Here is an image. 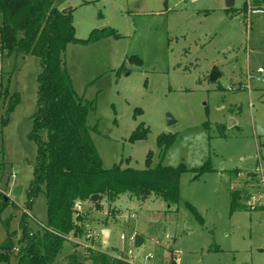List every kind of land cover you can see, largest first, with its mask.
<instances>
[{"label":"rangeland","instance_id":"rangeland-1","mask_svg":"<svg viewBox=\"0 0 264 264\" xmlns=\"http://www.w3.org/2000/svg\"><path fill=\"white\" fill-rule=\"evenodd\" d=\"M53 5L71 9L77 39L93 30L119 35L88 46L68 44L63 53L78 98L94 105L86 123L103 168L146 169L149 152L150 168H183L174 202L129 193L111 203L104 197L98 207L82 201L75 223L81 235L68 238L53 264H67L71 254L83 262L87 248L102 251L106 229L109 245L102 252L132 264H264V137L256 135L257 127L264 130V82L255 79L264 67V0H235L231 9L224 0ZM214 68L220 77L211 82ZM39 72L36 57L0 51V189L7 184L11 201L0 216V246L9 240L18 247L23 213L34 230L46 217L43 195L31 211L26 207L37 150L29 134ZM15 93L18 103L3 124ZM167 115L175 123L167 125ZM139 124L148 128L147 138L130 143ZM163 134L173 141L161 153L157 138ZM14 185L24 188L20 195L10 194ZM235 194L241 209L232 212ZM257 197L251 210L248 202ZM131 236L142 243H130Z\"/></svg>","mask_w":264,"mask_h":264},{"label":"trees","instance_id":"trees-1","mask_svg":"<svg viewBox=\"0 0 264 264\" xmlns=\"http://www.w3.org/2000/svg\"><path fill=\"white\" fill-rule=\"evenodd\" d=\"M111 36L119 38L110 29L93 30L85 40L75 38L71 12L63 15L54 7L53 0H0V51L34 56L39 59L40 66L37 108L31 118L29 134L37 150L32 179L26 189V207L31 210L37 197L43 195L46 217L43 226L34 230L26 213L22 214L16 264L54 263L68 238L81 235V228L75 226L80 221L79 216H74L77 202L90 201L98 207L104 197L111 203L126 193L140 200L154 195L167 203L177 198L182 167L174 169L158 165L150 168L149 152L146 169L121 168L119 165L104 169L92 142L86 119L88 113L94 111V105L78 98L64 68L63 53L68 44L88 46ZM1 88L0 83V92ZM4 94L6 96L7 91ZM9 98L3 124L7 123L18 103L16 93ZM135 113H141V110L136 109ZM148 132V128L139 124L128 141H143ZM172 141L170 135H160L157 148L162 153ZM6 190L7 184L0 189V216L11 203ZM237 199L235 194L232 212L241 209ZM14 248L9 240L0 246V264H10ZM86 252L84 261L90 264H130L100 250L87 248ZM67 260V264L84 263L74 254L68 255Z\"/></svg>","mask_w":264,"mask_h":264},{"label":"water","instance_id":"water-1","mask_svg":"<svg viewBox=\"0 0 264 264\" xmlns=\"http://www.w3.org/2000/svg\"><path fill=\"white\" fill-rule=\"evenodd\" d=\"M224 4H225L226 9H231V8H233V6L235 4V0H224ZM70 12H71V9H64L61 11V13L63 15H67ZM219 77H220V73L218 72V70L216 68H214L212 70V72L210 73V76H209L210 81L215 82ZM166 120H167V125H172L173 123H175L174 119L170 115L166 116ZM256 135L264 137V130L261 129L260 127H257ZM22 190H23L22 186H14L10 189V194L14 195V196L20 195L22 193ZM109 235H110V231L107 229L103 230L101 233V249H102V251H104L107 248V246L109 245ZM141 243H142V239L140 237H136L135 244L140 245Z\"/></svg>","mask_w":264,"mask_h":264},{"label":"built area","instance_id":"built-area-1","mask_svg":"<svg viewBox=\"0 0 264 264\" xmlns=\"http://www.w3.org/2000/svg\"><path fill=\"white\" fill-rule=\"evenodd\" d=\"M252 79V76L250 75V74H248L247 75V85H246V89H248L249 90V81ZM255 79L257 80V81H260V82H264V67H258L257 68V70H256V72H255ZM11 177L12 178H14V174H12L11 175ZM258 200H259V197H257V198H253L252 199V201H249L248 202V204H250V209L251 210H254V207H255V203L256 202H258ZM81 206H82V204L80 203V202H77L75 205H74V210H75V216L77 217L78 216V213L81 211ZM27 214V213H26ZM31 219H33L32 218V216L30 217ZM34 220V219H33ZM36 223H38L37 221H35ZM39 224V223H38ZM41 225V227L43 226L42 224H40ZM87 237H89V236H87ZM120 239L121 240H124L125 238H124V236H121L120 237ZM135 239H136V237L135 236H131L130 237V239H129V241H130V243H135ZM156 244L157 245H159V243H157L156 242ZM14 251H18V249L17 248H14ZM132 255V252L129 250L128 252H127V255H126V257L128 258L129 256H131ZM151 258V256H147L146 257V259H150ZM124 259V258H123ZM124 260H126L127 262H128V259H124ZM175 260H177V259H175ZM130 264H132L131 262H129Z\"/></svg>","mask_w":264,"mask_h":264},{"label":"crops","instance_id":"crops-1","mask_svg":"<svg viewBox=\"0 0 264 264\" xmlns=\"http://www.w3.org/2000/svg\"><path fill=\"white\" fill-rule=\"evenodd\" d=\"M14 186H18V185H14ZM14 186H13V187H14ZM23 190H24V188H23ZM23 190H22V191H23ZM6 195H7V194H6ZM8 198H9V197H8ZM30 211H31V210H30ZM30 211H29V213H30ZM31 214H32V213H31ZM33 219H34V220H32V221H37L35 218H33ZM37 222H38V221H37Z\"/></svg>","mask_w":264,"mask_h":264}]
</instances>
